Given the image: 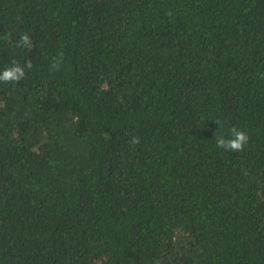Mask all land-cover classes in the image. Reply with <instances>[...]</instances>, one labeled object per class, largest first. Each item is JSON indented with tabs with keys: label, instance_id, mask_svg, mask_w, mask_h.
I'll return each mask as SVG.
<instances>
[{
	"label": "trees",
	"instance_id": "trees-1",
	"mask_svg": "<svg viewBox=\"0 0 264 264\" xmlns=\"http://www.w3.org/2000/svg\"><path fill=\"white\" fill-rule=\"evenodd\" d=\"M12 60L0 264H264V0H0Z\"/></svg>",
	"mask_w": 264,
	"mask_h": 264
},
{
	"label": "clouds",
	"instance_id": "clouds-1",
	"mask_svg": "<svg viewBox=\"0 0 264 264\" xmlns=\"http://www.w3.org/2000/svg\"><path fill=\"white\" fill-rule=\"evenodd\" d=\"M6 39L9 38L6 37ZM15 46L30 48L32 42L29 35L27 33L23 34ZM61 59L62 55L60 58L54 60L50 65V68L52 70H59ZM32 67L33 65L31 61H27L25 65L22 66L16 60H12L11 66L0 72V82L5 84H18L25 77V68L31 69ZM215 123L219 125V121H215ZM216 133H214L215 146L218 149H223L224 151L229 152L243 151L250 139L247 132L236 127L229 129L230 138H226L224 135H216ZM131 143L133 145L139 143L138 138H133Z\"/></svg>",
	"mask_w": 264,
	"mask_h": 264
}]
</instances>
